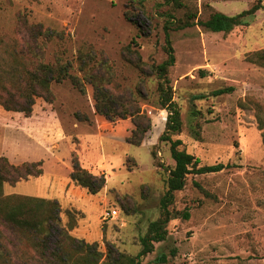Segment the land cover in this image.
I'll use <instances>...</instances> for the list:
<instances>
[{
  "label": "rangeland",
  "instance_id": "obj_1",
  "mask_svg": "<svg viewBox=\"0 0 264 264\" xmlns=\"http://www.w3.org/2000/svg\"><path fill=\"white\" fill-rule=\"evenodd\" d=\"M257 2L263 8L249 24L228 33L196 23ZM166 21L175 58L168 79L181 119L171 138L200 164L232 166L186 176L167 207L175 217L165 239L153 241L139 264H264V67L248 60L264 48V0H181L179 7L163 0H0V38L17 45L36 40L45 62H68L85 88L80 92L68 79L52 82V102L36 99L28 117L0 106V156L14 164L41 161L43 169L3 191L58 201L60 224L73 221V236L97 243L103 253L98 264L109 246L130 256L141 250L140 238L160 216L165 167L174 164L169 143L159 139L167 111L158 104L152 68L166 57ZM186 21L192 24L174 27ZM94 66L101 73L110 69L104 85L116 98L132 92L151 118L139 146L126 141L130 118L109 121L95 111L86 81ZM218 89L230 90L214 95ZM74 160L103 175L105 186L89 194L75 185L69 178ZM111 208L118 216L104 219ZM162 254L165 261L157 262Z\"/></svg>",
  "mask_w": 264,
  "mask_h": 264
},
{
  "label": "trees",
  "instance_id": "obj_2",
  "mask_svg": "<svg viewBox=\"0 0 264 264\" xmlns=\"http://www.w3.org/2000/svg\"><path fill=\"white\" fill-rule=\"evenodd\" d=\"M163 3L179 7L181 0H163ZM261 8L263 6L257 2L235 15L215 11L206 20L196 23L212 32L228 33L236 26L248 25L255 12ZM169 24L171 21H166L164 25L163 50L166 57L152 66L157 79L158 104L161 109L167 111L165 130L159 139L169 143L170 156L174 161L172 167H165L166 191L160 199V216L149 223L145 235L140 238L142 248L136 255H126L109 246L104 264H139L141 256L153 250V241L165 239L166 224L175 217L170 214L167 207L173 192L183 188L186 176L216 173L232 166L223 162L200 164L199 158L179 148L182 144L180 139L171 138L172 134L180 132L181 119L168 79V70L175 62L168 34V29L171 28ZM191 24L186 21L174 27L182 28ZM38 32L40 34L41 30ZM129 48L130 45L126 50ZM42 49V45L36 40L31 45L26 43L17 45L15 41L5 42L0 38V106L6 112L22 113L28 117L36 99L41 98L51 103L52 82L61 83L68 79L80 92L85 91L83 80L70 73L71 66L68 62H45ZM248 60L264 67V48L251 53ZM95 67L89 72V79L86 80L93 86L95 111L109 121L130 118L133 128L126 141L139 146L151 128V118L134 100L135 95L132 92L116 98L111 89L104 85L107 81L105 74H108L110 69L101 73L99 67L93 71ZM228 90L230 89H218L213 94H222ZM136 93L142 95L141 90H137ZM77 119L85 120L86 117ZM153 157L156 159L154 151ZM156 164L160 168L164 167L160 160H157ZM42 174L41 161L14 164L5 156H0V264H98L103 253L98 249L97 243H89L73 236L70 232L75 227L73 221L67 222L66 225L60 224L58 201L30 195L5 194L3 191L5 184L13 186ZM69 178L89 194L97 193L106 183L103 175L91 173L76 160L72 162ZM182 215L184 218L188 217L187 212H183ZM156 260L164 262L165 255L158 256Z\"/></svg>",
  "mask_w": 264,
  "mask_h": 264
},
{
  "label": "built area",
  "instance_id": "obj_3",
  "mask_svg": "<svg viewBox=\"0 0 264 264\" xmlns=\"http://www.w3.org/2000/svg\"><path fill=\"white\" fill-rule=\"evenodd\" d=\"M118 216V212L116 209L114 208H111V209H108V210H105L103 212V218L106 219V218H110V219H113V218H116Z\"/></svg>",
  "mask_w": 264,
  "mask_h": 264
}]
</instances>
